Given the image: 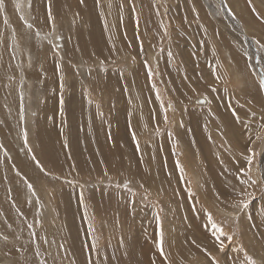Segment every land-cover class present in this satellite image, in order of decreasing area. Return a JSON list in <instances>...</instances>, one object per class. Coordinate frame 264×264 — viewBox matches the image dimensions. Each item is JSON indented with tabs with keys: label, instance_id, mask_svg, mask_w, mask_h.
<instances>
[{
	"label": "rangeland",
	"instance_id": "374dc122",
	"mask_svg": "<svg viewBox=\"0 0 264 264\" xmlns=\"http://www.w3.org/2000/svg\"><path fill=\"white\" fill-rule=\"evenodd\" d=\"M34 1L0 8V264H132L135 242L148 248L161 233V264H264V31L239 28L250 7L264 21V0H235L234 14L227 0H38L41 20ZM96 25L123 41L118 53L91 48Z\"/></svg>",
	"mask_w": 264,
	"mask_h": 264
},
{
	"label": "bare ground",
	"instance_id": "6f19581e",
	"mask_svg": "<svg viewBox=\"0 0 264 264\" xmlns=\"http://www.w3.org/2000/svg\"><path fill=\"white\" fill-rule=\"evenodd\" d=\"M23 1H25V0H23ZM147 1V0H146ZM259 1V0H258ZM263 1V0H262ZM49 2V1H48ZM62 2V1H61ZM226 2H228V4H227V6H228V10L230 11V13H232V14H234L233 13V11L232 10H235V9H238L240 6V4H237V2L235 1V0H227ZM243 2V1H242ZM248 2V1H247ZM59 4V3H58ZM79 5H80V3H78ZM221 4V3H220ZM61 5V4H60ZM189 5V4H188ZM254 5H257V4H254ZM261 5L263 6L264 5V2H262L261 3ZM260 5V6H261ZM34 6H35V8L39 11V13H38V15H39V19L42 17V16H44L43 14H44V8H45V10H46V7L42 4V1H38V0H35L34 1ZM81 6V5H80ZM75 7V6H74ZM243 7H244V5H243ZM250 8H252L249 12H250V18H248V19H244V18H247V17H243V16H246V14H242V18L243 19H241V22L242 21H246V24L245 25H241V26H239V28H240V30L241 29H244L245 30V32H248L249 30L250 31H252V32H255V34H257V32H258V30H260V31H264V26L262 27V26H259L257 23H258V21L257 20H261V22L263 23V25H264V21H263V16L262 15H260L261 13V11L260 12H257L256 10H255V8L254 7H250ZM257 8V7H256ZM24 9H25V7H24ZM24 9H20L19 11V14H21V15H25V14H27L26 13V10H24ZM71 9V8H70ZM231 9V10H230ZM243 9V8H242ZM249 10V9H248ZM71 11V10H70ZM151 11V10H150ZM56 12V11H55ZM72 13H74V12H72ZM239 13V12H238ZM241 13V12H240ZM71 13H69V15H70ZM196 14H198V17L199 18H201V17H204V15H205V13H204V11L203 10H199L198 9V11H197V13ZM249 15V14H248ZM68 18V17H67ZM66 18V19H67ZM159 18V17H158ZM41 20V19H40ZM44 20V19H43ZM72 21V20H71ZM23 22L25 23V25H26V20L25 19H23ZM73 22V21H72ZM257 22V23H256ZM93 23V22H92ZM113 25H116L115 23H113L112 22V25L111 26H113ZM262 25V24H261ZM136 26V25H135ZM220 26V28L222 27L221 25H219ZM242 26L244 27V28H242ZM158 27V26H157ZM25 28V27H24ZM114 28V27H113ZM136 29V28H135ZM222 29V28H221ZM84 30H85V28H84ZM86 30H87V28H86ZM90 32V34H92L89 38H90V40L92 41V43L91 44H93V46L91 47V48H94V50L98 53V54H100V55H103L104 54V52H106V54L108 55V57H110L113 53H118L119 52V49H121L122 48V45H121V43L123 44V41H121L120 43H118V44H116V43H114V40H111V39H108L107 37V33H108V31L107 30H101V32L98 30V26L96 25V26H93L92 28H91V30L89 31ZM86 33H88V32H86ZM110 34H113L112 32H109ZM242 33V32H241ZM89 34V33H88ZM89 34V35H90ZM115 35H117V33H115L114 32V36ZM252 35V34H251ZM77 36V35H76ZM111 36V35H110ZM233 36V35H232ZM257 36V35H256ZM88 38V39H89ZM107 38V39H106ZM114 38V37H113ZM78 40V39H77ZM87 40V39H86ZM221 40V39H220ZM26 41V43L28 42L27 40H25ZM223 40H221L220 42H222ZM79 43V45H83L84 44V42H85V40L81 37L80 38V40L78 41ZM109 42V43H108ZM223 43V42H222ZM35 44L37 45H35V47H37L36 49V51L38 52V53H40V51H41V48H42V45L40 44V42H38V41H35ZM85 44H86V42H85ZM125 48L126 49H128L130 46L129 45H126L125 44ZM32 47H34V46H32ZM41 47V48H40ZM90 47H88V46H82L81 48L79 47L78 49H80V51H81V54H88V51H89V48ZM226 47V46H225ZM28 48V47H27ZM74 48V47H73ZM76 49V48H75ZM229 49V48H228ZM16 51H15V54H16V52L18 51L17 49H15ZM130 50V49H129ZM103 51V52H102ZM224 51H227L228 53L230 52L231 54H232V52L230 51V50H224ZM32 52V51H31ZM71 52H73V51H71ZM71 52H70V54H71ZM34 53V52H33ZM228 53H226V54H228ZM37 56V55H36ZM228 56V55H227ZM236 56V55H235ZM70 57H73V53L70 55ZM100 57V56H99ZM136 57V56H135ZM188 58V57H187ZM234 57L233 56H230L229 57V59L232 61V65L233 66H235V68L239 71L238 73H241V71L242 72H245V67L244 66H246V63L243 65L242 63H241V61L240 60H234L233 59ZM32 59H33V56H32ZM75 59H76V57H75ZM117 59H119V58H117ZM228 59V58H227ZM233 59V60H232ZM16 60V59H15ZM127 62V61H126ZM2 63H4V61L2 62ZM160 64H162V63H160ZM232 65H231V67H232ZM2 66H3V64H2ZM162 66V65H161ZM187 66V65H186ZM229 66H230V64H229ZM143 67V66H142ZM194 67V66H193ZM13 68V67H12ZM162 68H164V67H161V69ZM233 68V67H232ZM138 69V68H137ZM159 69V68H158ZM163 70V69H162ZM219 70V69H218ZM234 70V69H233ZM143 71V70H142ZM133 72V71H132ZM162 72V71H161ZM164 72V71H163ZM219 72V71H218ZM54 73V72H53ZM107 74V73H106ZM109 75H110V73H109ZM124 75V74H123ZM137 75V74H136ZM145 75V74H144ZM191 75V74H190ZM243 75V74H242ZM54 76V75H53ZM107 76H108V74H107ZM173 76V75H172ZM241 76V75H240ZM244 76H246V74L244 73ZM243 76V77H244ZM252 76V75H251ZM52 77V76H51ZM104 78V77H103ZM112 79V76L110 77V76H108V79ZM173 78V77H172ZM172 78H171V80H172ZM246 78V77H245ZM248 78V77H247ZM1 79V78H0ZM105 79H106V77H105ZM148 79V78H147ZM161 79V78H160ZM168 79V78H167ZM174 79V78H173ZM243 79V78H242ZM21 80H22V78H21ZM103 81H105L104 79H102ZM113 80H114V78H113ZM244 80H246V79H244ZM106 82H108V80L106 79ZM121 82H122V80H121ZM246 82V81H245ZM27 83V82H26ZM114 83V82H113ZM164 83V82H163ZM130 84V83H129ZM165 84V83H164ZM115 85V84H114ZM243 85V84H242ZM251 85V87H252V89L254 88V84H253V81H248V85L246 84L245 85V88H244V90L246 91V90H248L249 91V86ZM103 87V86H102ZM181 87V86H180ZM133 89V88H132ZM171 89H173V88H171ZM106 90H107V87H106ZM112 90V89H111ZM116 90V89H115ZM134 90V89H133ZM167 90V89H166ZM181 90H182V88H181ZM255 91H253V94H252V92L251 91H249V94H250V92H251V94H252V96L254 95V100H256L257 99V97H256V89H254ZM109 90H107V92H108ZM119 91V90H118ZM174 91V90H173ZM113 92V91H112ZM170 92V91H169ZM182 92V91H181ZM106 93V92H105ZM128 93V92H127ZM183 93V92H182ZM210 94H209V96L211 97L210 98V100L211 101H216L215 99V96L211 93V92H209ZM134 94V93H133ZM136 94V93H135ZM248 94V93H247ZM179 95H180V93H179ZM106 96V95H105ZM111 97V96H110ZM178 97V96H177ZM106 98V97H105ZM141 98V97H140ZM139 98V99H140ZM150 98V97H149ZM198 96L197 97H195L194 98V100H193V103H196V104H198V105H201V106H203V105H206L207 104V99H205V98H198ZM251 98V97H250ZM143 99V98H142ZM31 100H32V98H31ZM141 101V100H140ZM32 102V101H31ZM132 102V101H131ZM150 102V101H149ZM111 104V103H110ZM152 105V104H151ZM211 105V104H210ZM28 106H30L31 107V105H29L28 104ZM27 106V107H28ZM49 106V108H51V106L50 105H48ZM117 106V105H116ZM137 106V105H136ZM23 107V106H22ZM24 107V108H22L24 111H25V113H27L26 111H30L31 109H30V107ZM210 107V106H209ZM127 108H128V106H127ZM134 108V107H133ZM125 109V108H124ZM131 109V108H130ZM22 110V111H23ZM49 109H43V111L42 112H45V111H48ZM112 111V110H111ZM125 111V110H124ZM129 111V110H128ZM134 111V110H133ZM139 111V110H138ZM115 112V111H114ZM137 112V111H136ZM113 113V112H112ZM146 113V112H145ZM27 114H29V113H27ZM20 115H21V110H20V112H19V114H18V116L20 117ZM142 115V114H141ZM140 115V116H141ZM152 115V114H151ZM148 116H150V115H148ZM142 117H144V116H142ZM189 117H191V116H189ZM196 117V116H195ZM30 118V117H29ZM145 118H147V117H145ZM121 119H123V118H121ZM126 119V118H125ZM138 119H139V117H138ZM195 119V118H194ZM200 119V118H199ZM40 120H41V118H40ZM124 120V119H123ZM140 120V119H139ZM145 120V119H144ZM20 121V120H19ZM143 121V120H142ZM157 125V124H156ZM24 126V129L26 130V127H25V125H23ZM148 126V125H147ZM121 127V126H120ZM28 129V128H27ZM24 130V134L25 133H29L30 131H32L33 129L30 127V130L28 129V131L26 130L25 131ZM106 132V131H105ZM104 132V138H105V141H106V143L109 145L110 143H109V141H108V138H109V135H107L106 136V133ZM119 132V131H118ZM115 133V137H117L118 135H116V133L117 132H114ZM184 134V133H183ZM26 135V134H25ZM188 136V135H187ZM190 136V135H189ZM27 138V137H26ZM27 141V140H26ZM30 143V142H29ZM29 143H28V145H29ZM54 144H52V148H53V152H54V155L55 156H57V152H56V150H54V149H57V144H56V141L54 140V142H53ZM184 143V142H183ZM139 145V144H138ZM60 146V145H59ZM137 146V145H136ZM30 147V146H29ZM101 150V149H100ZM97 152V151H96ZM82 153V152H81ZM106 153V152H105ZM108 155H106V160L107 161H109V160H111L110 162H112L113 160L111 159V158H113V154L115 153V150L113 149H111V150H109L108 151ZM126 156V155H125ZM85 157V156H84ZM110 158V159H109ZM212 158V157H211ZM56 160H58V161H61L60 160V157L59 156H57L56 158H55ZM116 159V158H115ZM95 160V162L93 161V163H94V165H93V167L97 170L98 169V171H102L103 169L101 168V165H100V163L99 162H97L96 160H98V159H94ZM66 161L67 160H65V163H66ZM62 162V161H61ZM109 162V163H110ZM91 163H92V161H91ZM71 164V163H70ZM69 164V165H70ZM86 165V164H85ZM91 165V164H90ZM79 166H80V170L81 171H87V169H88V166L86 167V166H84V164L83 163H81L80 162V164H79ZM65 166H60V165H54V166H51L50 168H51V170L53 171V172H55V173H59V174H62V175H67V174H70V172L69 171H67L68 173H66V169L67 168H64ZM92 167V166H91ZM61 168V169H60ZM102 169V170H101ZM61 170H63V172L61 171ZM65 171V172H64ZM89 171V173H90V170H88ZM95 171V170H94ZM212 171V170H211ZM130 173V172H129ZM21 176V175H20ZM217 176H218V174H217ZM22 177V176H21ZM214 179V178H213ZM25 180V179H24ZM230 180V179H229ZM213 181V180H212ZM215 181V180H214ZM219 181V180H218ZM25 183H26V180H25ZM218 183V182H217ZM216 183V184H217ZM214 184V183H213ZM26 185V184H25ZM215 185V184H214ZM230 185V184H229ZM242 185V184H241ZM241 185H239L238 186V188H235V189H237V190H241ZM33 186V185H32ZM237 186V185H236ZM220 187V186H219ZM232 187V186H231ZM27 188V187H26ZM234 189V190H235ZM215 190H216V192L217 193H219V196H221L222 198L224 197V193L225 192H231L232 191V189L231 188H215ZM219 190H221V192L219 191ZM229 190H231V191H229ZM155 193V192H154ZM159 193V192H158ZM228 193V194H229ZM236 193V192H235ZM234 193V194H235ZM157 194V193H156ZM227 194V195H228ZM232 194H233V192H232ZM65 196H66V194H63L62 195V197H63V199H65ZM70 197H71V199H72V205H77V204H79V203H76L77 201H76V198H77V196L75 195V192L74 193H70ZM76 203V204H75ZM264 204V203H263ZM71 205V206H72ZM80 205V204H79ZM80 206H82V205H80ZM49 207V206H48ZM52 207V206H51ZM98 207V206H97ZM260 209H264V205H262V206H260L259 207ZM40 209V208H39ZM96 209V208H95ZM259 209V210H260ZM85 210V209H84ZM36 211V210H35ZM45 211H46V209H45ZM83 211V210H82ZM51 212V211H50ZM81 212H78V215H77V217H75V218H73V220H72V225H71V223H69L68 225H71V226H74V225H77V222H76V220L78 221V223L79 222H82L81 221V215L82 214H80ZM198 213V212H197ZM263 213V212H262ZM72 214H75V212L74 213H72ZM111 214V213H110ZM47 215H49L48 213H47ZM84 215V214H83ZM172 217V216H171ZM63 218V217H62ZM198 219V218H197ZM253 219V218H252ZM66 222H67V219L65 220ZM185 222V221H184ZM186 223V222H185ZM74 224V225H73ZM79 225H81V223L79 224ZM169 225V224H168ZM198 225H199V222H198ZM201 225V224H200ZM82 226V225H81ZM198 227V226H197ZM182 228V227H181ZM75 229H77L78 230V228H75ZM83 229H85V228H83ZM188 229V228H187ZM81 230V229H80ZM182 230V229H181ZM185 230V229H184ZM168 231H170V230H168ZM189 231V230H188ZM71 232V231H70ZM83 232H84V230H83ZM161 232H162V229H161ZM199 232V231H198ZM259 232V231H258ZM167 233V232H166ZM172 233V232H171ZM170 233V234H171ZM252 233V232H251ZM82 234V233H81ZM84 234V233H83ZM82 234V235H83ZM86 234V233H85ZM186 234V233H185ZM262 234V233H261ZM260 234V235H261ZM180 235V234H179ZM192 235V234H191ZM190 235V236H191ZM183 236V235H182ZM187 236V235H186ZM262 236V235H261ZM83 237V236H82ZM72 238V237H71ZM169 238V237H168ZM174 238V237H173ZM182 238V237H181ZM184 238V237H183ZM188 238V237H187ZM245 238H246V236H245ZM27 239V238H26ZM145 239V238H144ZM176 239V238H175ZM216 239V238H215ZM28 240V239H27ZM139 240H142V239H139ZM170 240V239H169ZM185 240V239H184ZM29 241V240H28ZM31 241V240H30ZM57 241V240H56ZM86 241V240H85ZM153 241H154V239H153ZM168 241V240H167ZM173 241V240H172ZM146 242H148V241H146ZM260 242V241H259ZM62 243V242H61ZM76 243V242H75ZM174 243V242H173ZM177 241H176V245H177ZM188 243V242H187ZM66 244V243H65ZM163 244H165V243H163ZM259 245H261L260 243H258ZM62 245V244H61ZM169 245V244H168ZM170 245H172V244H170ZM174 245V244H173ZM175 245V246H176ZM185 245V244H184ZM187 245V244H186ZM165 246V245H164ZM263 246V245H262ZM12 246H10V248H11ZM20 247V246H19ZM83 247H84V245H83ZM133 247H138V251H137V248H135L136 249V253H132L131 255H133L134 256V259L133 260H131V261H133L132 262V264H134V262H137L138 264H161V258H160V256H159V254L156 252V249H157V243H150L149 245H148V248H147V246L146 247H144V246H142V247H140L139 246V244H138V241H136L135 242V244L133 245ZM167 247V246H166ZM253 247V246H252ZM9 248V247H8ZM8 249L7 251L8 252H11V254L13 253V252H17L18 250H19V248L18 247H16L17 249H14L15 248V246H14V248H11V249ZM33 248V247H32ZM163 248H165V247H163ZM170 248V246L169 247H167V249L168 250H170L169 249ZM25 249V248H24ZM31 249V248H30ZM64 249H65V247H64ZM85 249V248H84ZM183 249V248H182ZM188 249V248H187ZM34 250H35V248H34ZM38 250V249H37ZM167 250V251H168ZM190 250V249H189ZM20 251V250H19ZM29 251V250H28ZM61 251V250H60ZM78 251V250H77ZM15 252V253H16ZM32 252V251H31ZM35 252V251H34ZM62 252V251H61ZM177 252V251H176ZM26 253H28L27 251H26ZM44 254V253H43ZM63 254V253H62ZM8 255V254H7ZM6 255V256H7ZM29 255V254H28ZM64 255V254H63ZM130 255V256H131ZM10 256V255H9ZM15 256V255H14ZM35 256V255H34ZM132 256V257H133ZM137 256L139 257V259H140V261L138 260V258H137ZM12 257V256H11ZM29 257H30V255H29ZM39 257V256H38ZM131 257V258H132ZM135 257L137 258V260L140 262H138V261H134L135 260ZM25 258H27L26 256L24 257V259ZM36 258V257H35ZM53 258V257H52ZM9 259H11L10 257H9ZM24 259H22V260H24ZM28 259V258H27ZM34 259V258H33ZM29 260V259H28ZM30 260H32V259H30ZM19 261V260H18ZM49 261V260H48ZM127 261V260H126ZM20 262V261H19ZM18 262V263H19ZM22 262V261H21ZM34 262V261H33ZM50 262H52V261H50ZM58 262V261H57ZM124 262H125V260H124ZM128 263H130L129 261H127ZM23 263H27V262H23ZM30 263H32V261L30 262ZM39 263V262H38ZM20 264V263H19ZM28 264V263H27ZM35 264H36V262H35ZM40 264V263H39ZM127 264V263H126Z\"/></svg>",
	"mask_w": 264,
	"mask_h": 264
},
{
	"label": "snow or ice",
	"instance_id": "6c2138e0",
	"mask_svg": "<svg viewBox=\"0 0 264 264\" xmlns=\"http://www.w3.org/2000/svg\"><path fill=\"white\" fill-rule=\"evenodd\" d=\"M81 2H83V0H81ZM3 6H4L3 0H0V8H3ZM49 19H52V16H51V12L50 11H49ZM29 27H30V25H29ZM259 86H260L261 89H264V78H261V80L259 82ZM257 139H260V136L259 135L257 136ZM248 151L250 153H252L253 156L255 155V152L253 151L252 148H249ZM246 159L248 160V163L251 164V162H252V156H248V157H246ZM250 171H251V169H248V172H250ZM251 183H255V181H251ZM30 187H31V185H30ZM247 195H251V194L249 193ZM233 206L234 207H236V206L246 207L247 204L244 201H239L236 204H234ZM213 227H215V225H213ZM220 232H221V235H223V231L220 230ZM5 239H6V237H5ZM229 239H231V237H229ZM163 243H164L163 242V234L161 233V238H160L159 242L157 243V249L160 252V255L161 256H164ZM223 247H224V245H223V243H221V245H220L221 250H223ZM252 264H255V261H252Z\"/></svg>",
	"mask_w": 264,
	"mask_h": 264
}]
</instances>
